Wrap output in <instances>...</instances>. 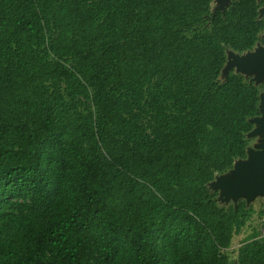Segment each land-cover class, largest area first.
I'll list each match as a JSON object with an SVG mask.
<instances>
[{
	"label": "trees",
	"instance_id": "obj_1",
	"mask_svg": "<svg viewBox=\"0 0 264 264\" xmlns=\"http://www.w3.org/2000/svg\"><path fill=\"white\" fill-rule=\"evenodd\" d=\"M212 1L0 0V264H264L209 187L261 114L222 68L264 0Z\"/></svg>",
	"mask_w": 264,
	"mask_h": 264
},
{
	"label": "water",
	"instance_id": "obj_2",
	"mask_svg": "<svg viewBox=\"0 0 264 264\" xmlns=\"http://www.w3.org/2000/svg\"><path fill=\"white\" fill-rule=\"evenodd\" d=\"M230 2L231 0H221V5L212 11L224 10ZM263 13L264 6L259 9V17H262ZM232 52H227V60L222 68L224 77L231 70L229 67L226 70V67L230 64V56H233L230 66L236 67L235 72L245 77L251 76L256 84L264 80V47L256 53L245 51L246 54L242 56L232 55ZM259 110L260 115L249 119L254 127L247 136H258L260 143L253 148L247 147L245 158L237 159L229 171L217 174L209 183V187L213 186L211 190L218 189V199H221L219 193H222L235 203L239 198H243L249 204L250 199H254L257 194L264 195V92L260 93Z\"/></svg>",
	"mask_w": 264,
	"mask_h": 264
},
{
	"label": "rangeland",
	"instance_id": "obj_3",
	"mask_svg": "<svg viewBox=\"0 0 264 264\" xmlns=\"http://www.w3.org/2000/svg\"><path fill=\"white\" fill-rule=\"evenodd\" d=\"M219 5H221V0H213L210 4V7L213 10L214 8L218 7ZM263 16H264V13H263ZM260 38L262 40L258 41L256 43V45L253 47V49L250 50L249 53H256V51H258L260 48L264 47V31L260 34ZM228 51H229V49H227V52ZM244 54H246V52H243V53H238V52H234V51L232 52V55L242 56ZM231 61H233V56H230V64H231ZM230 64L226 67V70L228 69V67L231 70H236V67L234 65L230 66ZM222 78H224L223 75H222ZM247 139H248V146L247 147H249V148H253L254 146H256L257 144L260 143L258 141L259 140L258 136H247ZM210 188L213 189V186H210ZM219 195L221 196V199H218V197H217V200L221 205L235 204L234 200L227 198L226 195H224L222 193L221 194L219 193ZM249 202L253 203L255 212L252 215V217L248 220L246 225L241 229L240 233L234 234L232 236L231 245H230L229 249L226 250L228 253V256L231 260H233L237 257L238 247L242 243L244 237L247 236L249 233H251L253 228H258L261 231V234H264V226L262 225V223L264 222V195L257 194L254 197V199H250Z\"/></svg>",
	"mask_w": 264,
	"mask_h": 264
}]
</instances>
